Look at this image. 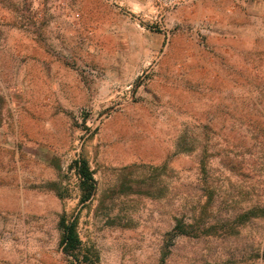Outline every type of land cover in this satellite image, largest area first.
Returning <instances> with one entry per match:
<instances>
[{"label": "rangeland", "instance_id": "rangeland-1", "mask_svg": "<svg viewBox=\"0 0 264 264\" xmlns=\"http://www.w3.org/2000/svg\"><path fill=\"white\" fill-rule=\"evenodd\" d=\"M104 1L138 30L176 37L154 72H179L184 84L151 126L125 105L76 153L96 114L58 87L53 28L84 1L0 0V264H78L63 251L61 216L76 218L83 254L97 256L86 264H264V218L227 238L166 236L208 189L211 222L264 206V0ZM90 67L72 65L102 72ZM79 156L96 183L84 204L70 167Z\"/></svg>", "mask_w": 264, "mask_h": 264}, {"label": "crops", "instance_id": "crops-1", "mask_svg": "<svg viewBox=\"0 0 264 264\" xmlns=\"http://www.w3.org/2000/svg\"><path fill=\"white\" fill-rule=\"evenodd\" d=\"M83 1V5L64 12L60 20L63 25L54 24L53 28L56 35L53 45L59 48L58 60L61 62L54 70L57 85L64 90L62 93L85 96L82 102H72L75 106L88 103L92 98L100 100V95L107 94L112 84L132 80L144 60L157 56L165 58L176 40L173 37L170 42H165L159 35L138 30L122 10L104 0L99 3L98 0ZM137 6L140 10L145 9L140 4ZM38 35L43 45L48 37H52L41 25ZM37 50L38 54L44 53L40 48ZM74 62L102 72H75ZM183 84L179 72H154L149 84L137 89L135 99L123 104L122 107L127 105L124 112H138L142 126L147 128L152 125L151 120L161 117L155 110L157 104L166 100L174 88L180 90Z\"/></svg>", "mask_w": 264, "mask_h": 264}, {"label": "trees", "instance_id": "trees-1", "mask_svg": "<svg viewBox=\"0 0 264 264\" xmlns=\"http://www.w3.org/2000/svg\"><path fill=\"white\" fill-rule=\"evenodd\" d=\"M74 169L79 177L80 181V203L84 204L88 202L95 193L96 183L93 178V172L89 167L88 161L79 156L70 166ZM206 202L200 206L199 213L193 214L190 222H185L183 220H176L171 232L166 234L168 240L171 242L177 236H190V237H210L217 236L227 238L235 234L233 231L246 223L250 222L252 219L264 218V206H253L238 214L233 219H212L210 217L214 214L209 209L212 207L213 191H206ZM76 218L71 221H67L65 216H61L58 222V226L62 232L61 245L63 246V251L67 256L72 257L78 264H86L91 262L89 256L97 257L86 251L84 254L81 249V242L76 233ZM218 233V234H217ZM83 254V255H82ZM258 257V256H257ZM264 258V255L261 256Z\"/></svg>", "mask_w": 264, "mask_h": 264}, {"label": "built area", "instance_id": "built-area-1", "mask_svg": "<svg viewBox=\"0 0 264 264\" xmlns=\"http://www.w3.org/2000/svg\"><path fill=\"white\" fill-rule=\"evenodd\" d=\"M159 57H153L143 62L141 69L135 74L134 78L124 84H112L109 93L104 98L98 100L92 98L88 104V110L95 113L93 126L89 129L80 130L78 138L74 141V149L79 153L80 147L86 138L91 136L107 119L110 113L123 104L132 102L135 99V93L138 88L147 86L154 74V68L157 65ZM102 107L103 112H98Z\"/></svg>", "mask_w": 264, "mask_h": 264}]
</instances>
